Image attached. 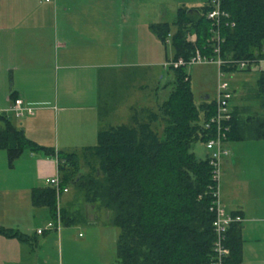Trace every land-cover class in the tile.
<instances>
[{"label":"crops","instance_id":"0c3cea01","mask_svg":"<svg viewBox=\"0 0 264 264\" xmlns=\"http://www.w3.org/2000/svg\"><path fill=\"white\" fill-rule=\"evenodd\" d=\"M96 3L0 0V110L9 107L13 96L21 99L30 110L21 118L11 115L13 125L28 139L57 152L94 146L100 129L121 125L116 124L120 117L130 121L133 110L158 107L157 72L158 83L149 87L154 83L153 69L164 67L162 62L174 55L160 61L150 33L146 35L152 47H145L144 22L137 13L97 10ZM245 108L239 111L241 119L264 114L257 110L241 115ZM106 121L114 124L104 126ZM237 133L225 142L229 153L221 164L219 195L225 210L242 218L238 223L241 264H264V138H237ZM5 154L0 150V196L16 195L20 202L0 199V226L41 236L46 230L39 234L38 228L54 220L46 207L32 206L30 193L59 175L56 160L23 151L14 161L21 164L20 171L8 173L15 163L7 164ZM197 154L206 157L202 149ZM78 195L69 187L58 205L69 212V223L75 218L79 222L61 224L55 237L48 238L62 253L63 243L72 245L80 236L78 225L86 224L81 245L102 258L106 251L116 250L118 231L109 223L108 211L76 203ZM12 240L0 235V244L6 247L0 264H16L17 254L9 251ZM29 259L33 264H48L47 255L27 252L20 256L25 264H32Z\"/></svg>","mask_w":264,"mask_h":264},{"label":"trees","instance_id":"16d2710c","mask_svg":"<svg viewBox=\"0 0 264 264\" xmlns=\"http://www.w3.org/2000/svg\"><path fill=\"white\" fill-rule=\"evenodd\" d=\"M208 7V0L198 8L180 7L171 24L149 25L162 44L170 39L172 59H188L197 49L213 56V45L207 44L212 37L205 16ZM221 7L234 26L220 28L224 39L220 58L264 57V0H221ZM168 69L173 73L171 90L156 110H133L129 124L100 129L96 144L78 151L41 146L0 115V150L6 152L9 165L23 151L54 158L60 187H72L85 203L109 212V223L119 230L117 264H211V169L207 154L198 158L191 146L211 137L204 123L213 115L214 103L204 100L196 105L184 66ZM222 69L237 71L231 66ZM256 94L264 113V71L258 72ZM239 111L237 107L231 111L228 138L236 130L237 138H264V114L241 119ZM30 200L34 207H46L54 221L58 213L63 225L79 222L78 218L68 222L70 214L59 207L50 185L33 188ZM0 235L30 242L28 235L12 228L0 226ZM241 242L239 225L232 224L225 264H241Z\"/></svg>","mask_w":264,"mask_h":264},{"label":"rangeland","instance_id":"374dc122","mask_svg":"<svg viewBox=\"0 0 264 264\" xmlns=\"http://www.w3.org/2000/svg\"><path fill=\"white\" fill-rule=\"evenodd\" d=\"M206 3V0H97L96 7L97 10H108L112 11H127L128 13H137L139 17L144 22V31H145V47H152V42H147V33H150V37H152L155 41V45L158 47L160 61H163L164 56H171L174 51L170 42V39L166 41L165 44H162L160 41L156 40L155 35L149 29V25L152 23H160V22H168L172 23L175 19L176 10L180 7H186L191 9L192 7H201ZM148 26V27H147ZM149 29V30H148ZM174 27L171 26V32L174 31ZM193 42H195V37H190ZM157 41V42H156ZM207 44H210L208 41ZM154 45V47H156ZM207 47V46H206ZM208 48L210 46L208 45ZM207 48V49H208ZM198 50V49H197ZM149 51V49H148ZM165 60L162 62L164 63ZM161 63V64H162ZM186 73L190 76V86L194 97V103L196 105L202 103L207 97L206 100L211 101L215 97L216 87L218 82V67L214 63H197L192 65H186L185 67ZM154 72V83H150L149 87L156 86V82L158 83L155 73L157 72V76L160 78V87H159V95L158 102H162L168 96L169 91L171 90V85L173 82V73L168 68L162 67L159 65L157 68L153 69ZM223 76L219 77V81H226L229 85L230 90L233 93V99L231 100V106H235L238 109H243L241 115L244 114H253L257 110L261 111L262 106L261 100L258 98L259 96L256 94V79L258 72L255 67H251L248 71H231V72H223ZM151 81V80H150ZM166 86V87H165ZM156 110V107L152 108ZM118 123L116 124H129L128 118L123 119L119 118ZM16 122V121H14ZM113 125L114 122L106 121L104 126ZM202 149L204 154H207V150L204 147V143L196 142L191 146V150L194 152L196 157H200L197 152ZM3 153L4 150H2ZM6 155V154H5ZM16 161V160H14ZM12 163H15V162ZM7 164L8 158H7ZM21 164L15 163V166L12 170H7L14 173H18L20 171ZM1 171H6L1 169ZM78 199L76 203L81 202L80 205L84 203V200L81 194L78 195ZM1 201L10 200V203H19L20 197L16 195H6L0 196ZM27 200V199H26ZM84 205V204H83ZM92 220V218H90ZM77 233L80 236H76L72 245H62V253H60V249L58 250L57 244L48 238V236L53 235L55 237L56 229L48 228V226L41 225L38 230L42 233V231L46 230L43 235H36V233H32L28 235L30 238H35V240H31L29 243L32 246L27 244H22L17 239H13L12 243L9 244V251H13L16 253V264H25V261L20 260V256L27 252L32 254H39V256L47 255L48 264H117V258L115 254V247L109 252L106 251L105 255L102 258L94 256L92 254V250L89 247H83L81 245L83 237L86 235V228L88 227L86 224L78 225ZM118 232V228L113 226ZM37 230V231H38ZM38 233V232H37ZM48 233V234H47ZM40 234V233H39ZM34 236V237H32ZM48 238V239H47ZM25 243V242H24ZM36 246V247H35ZM6 247L1 243L0 244V253L5 252ZM35 252V253H34ZM60 253V254H58ZM33 259L27 260L28 263H34ZM2 264V261H1Z\"/></svg>","mask_w":264,"mask_h":264},{"label":"built area","instance_id":"2783aa9c","mask_svg":"<svg viewBox=\"0 0 264 264\" xmlns=\"http://www.w3.org/2000/svg\"><path fill=\"white\" fill-rule=\"evenodd\" d=\"M50 2L52 0H45ZM208 10L205 13L206 18L211 22L212 37L209 42L212 43L213 56L202 55L198 50L188 59L178 58L165 61V68H178L180 66L192 65L197 63H214L218 67V82L216 87L214 103V113L208 121L204 123V128L211 132V137L204 142L207 150L208 165L211 169L212 184L209 185V193L212 201L209 211L213 214L212 228L214 240L212 244L211 264H225L230 255V248L227 246V231L232 224H238L242 221L239 215L229 213L221 203L219 195V181L221 177V164L227 157L229 151L225 147L228 140V134L231 130L232 108L231 100L233 98L232 90L226 81H219L225 72L223 66H231L237 71H248L253 66L257 72L264 71V57L221 59L220 45L224 39L220 35V28L223 26L233 27L234 22L230 20V15L222 9L221 0H208ZM30 110L19 98L10 101V105L5 110H0V115L7 118L14 116L23 117ZM48 184L54 188L57 202L61 195L68 191V188L60 187L59 176L56 175L48 180ZM48 228L58 230L61 226L59 214L57 213L54 223L47 225ZM38 233H41L39 230Z\"/></svg>","mask_w":264,"mask_h":264}]
</instances>
